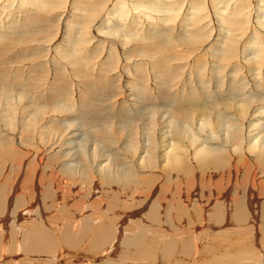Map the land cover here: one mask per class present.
<instances>
[{
    "label": "rangeland",
    "instance_id": "374dc122",
    "mask_svg": "<svg viewBox=\"0 0 264 264\" xmlns=\"http://www.w3.org/2000/svg\"><path fill=\"white\" fill-rule=\"evenodd\" d=\"M0 1H2V0H0ZM25 1L24 0H17V1L16 0H6L5 1L6 4H4V5H7V4L8 5L5 6L4 8H2V10H4L5 12L1 11L2 13L0 15V39L2 40V41L0 40V44H1V46H0V75L2 76V78L0 80H2L4 78L6 81V83L4 85H2L3 83H0V98L3 97L2 102L0 99V109H1L0 110V116L5 114V116L7 115V117L2 116V118H4V119L10 118L11 119V120L9 119L10 120L9 123L12 124V126L9 129L11 134H15V133L11 132L15 127H16V129H14L15 131L14 130L13 131L17 132V133H19V131H21V128H23L24 130H27V132H26L27 135L24 137V142H23L24 146H26V147H23V148L20 147L21 148L20 149V148H18V145L15 143V141H13L10 138V137H12V135L8 136L7 134L9 132H5L4 130H1L2 128L0 127V135H1V138H0V186L1 187L6 186L5 188H8V186L12 187L13 185L17 186V188L15 189L14 198L12 200V206L15 205V207H16V205H17L18 210L22 211L24 209H27L26 207H28V205L24 204L25 203L24 200L27 196V195L25 196V194H29L28 192L32 189L31 185H33V184H34V191H35V185L36 184L38 186L45 187V188H48V185L51 184L50 187L47 189V191L44 192L45 194H50L53 191L62 192L65 190L66 194L70 195L71 198H72V196H74L72 198V200L70 198H67V200L66 199L62 200L61 198H59L61 196H59L56 198L57 200L55 199L57 203L56 202L54 203V202L49 201V199H47L46 195L42 194V197L46 198V199H44V201L43 200L42 201L44 202V205L46 206L47 212H48V213L46 212V217H45L47 222H49V223L53 222L56 225H62L63 221H65V220L67 221L68 218L72 217L71 213H72V210L75 208L74 207L75 205H76V207L78 206L77 208L79 211L82 210L81 205L75 204V202H77L78 200L81 201L82 198H84L83 196L85 195V193L88 191L89 188L84 187L85 190L83 188H80L81 187L80 176L79 175H74V176L72 175L71 177H69L70 174H68L67 168L69 167V165H75L76 164V165H78L77 170L80 169V171H83V168L84 169L87 168L88 173H89L90 172V170H89L90 166H89V164H87L88 162L73 160L71 158V155L68 154L69 151L63 152L65 154L60 153V156H58L59 158L53 157L52 159L49 158V156H44V154H41L42 151L44 150L45 146L47 147L48 145H51L50 138L52 140L54 135H55L54 136L55 141L57 139L58 143L63 142V140L66 136V133L63 132L65 134V136H64V134L61 132V130L66 128V124H69L73 121H74L73 122L74 125L77 124L81 128L83 126V128L81 129L83 132L81 131L82 134L80 136H78L76 140H74L75 142L76 141L80 142V140L83 137H87L85 141L89 140L90 143L95 142L94 144L96 146H100V145L105 144V142L110 139V140L116 141V143L118 144V147L122 148L124 146V144H122V143H125L126 140H127V142H129L130 139L128 140V138H131V140H130V143H131V142H135L136 140L139 141L140 137L144 138L145 140H148L150 138L149 141H151V139H153L154 136L156 137L158 135L159 128L161 125L160 120H162V117H164L163 113H164V115H167L166 118L168 120L171 119L172 121H177L178 119L179 120L182 119L183 122H185L184 123L185 126H190V121H193V120L197 121V122L201 121V119L203 118L202 114L203 115L207 114L206 118L214 121L216 118V115H219L220 113L222 114V110L224 108V103H226V101H223L222 98H218V96L226 98V96H224V94L222 92L227 90L226 88L229 87V85H230L229 82L232 80L237 82L238 85L242 83L241 84L242 95L244 96L243 100L245 102H247V105H250V106H248V108H250V109H247L244 104L238 105L241 103V102H238V99L237 100H229V102L231 103L230 107L232 105V107L230 109L232 112L227 116V118L224 119L223 125L225 127L223 126V128H221V130H222L221 133H223V136L224 135L226 136V134L231 129L238 130L239 132H242L241 133L242 135L245 136L246 129H247V125H246L247 123H245L244 121L236 120L239 122L238 123L234 120V118H231V117L233 116V114L245 112V113H247V118L245 121H247L249 116L251 118V115H253V113L257 114V113L261 112V109L264 107V104L260 105L261 104L260 101H262V98L261 99L259 98V95H261V94H258L259 90H256L254 92V94L251 93L253 96L249 95L250 90L252 88V82H250L251 77H249L247 67L249 64H251V62L246 63L245 65H242L241 62L243 60L241 59L240 54H237L238 53V48H237L235 51L236 55L234 54V58L230 62L232 64V67L230 70L228 69V72H227V69L225 67H224L225 70H223L224 68H223L222 64L226 63L225 61L219 62L218 65L216 64L217 66L215 65L216 67H214L213 63H212L213 62L212 58H214L212 53L205 52L208 48V45H207L208 42L205 44V45H207L206 48H202L201 50L198 49L199 51H197V53L195 52V54H193L194 56L193 55H191V56L190 55H184V53L182 54V52L180 50H178L177 47H176L177 49H173L174 45L170 46L172 48L168 49L170 51V52L168 51V53H172V54H169V58H172L170 56L174 57V56L178 55L179 53H181L180 57H179L181 60H179L177 62L175 60H173V63L171 62V64H170L171 66H169L170 72L168 71V68H166L165 73L169 76L170 75L172 76V77L171 76L169 77L170 81L168 80V78H167V80H161V79H163V76H164L162 73L163 72L162 66L159 67V66L155 65V63L153 61H150L148 59V57H153V58L155 57L156 59L155 58L154 59L158 60L160 56H162V58H163V53L161 52L162 54L159 53V56H157L156 52L153 53L154 51L148 52L147 47H146L147 45L145 46L142 44V42L144 41V39L142 38V36H144L143 34H142V36H141V34L140 35L136 34V36L135 35L132 36V38H135V39L132 40L131 42H127L125 45H123L122 48L124 50H120V49L117 50V48L115 47V49H113V52H115L114 55L113 56L110 55L109 58L105 59V52H107V50H105L104 48L107 47V43L115 44V41L118 38L114 37V36H108V35H104V37H92L91 35H93L92 34L93 33V27H91V25L93 26V24L91 23L88 26V31L90 30L88 32V33H90L89 34L90 38L88 37L89 36L88 35L85 37V39L88 41L92 40L93 42L91 44H88L87 47H85V48H87V49H85V53L89 54L93 58L95 57V60L97 62L96 66L92 70L93 73H91L90 71H89V74L88 73L86 74L85 73L86 71L85 72L78 71V73H75L74 71H70L68 66H66L67 68L65 67V65H64L65 62L62 64V63H60V61L58 62L57 59H54L52 61V63L48 64L47 66L44 65L42 67H39L38 65L43 60H45L48 56L50 57L51 55H53L52 48H53V46L56 47V45H54L56 42H58L61 39L63 44H65V45L62 44V46L65 47V49H67L71 43L69 38L73 39V36L75 34H72L73 35V36L71 35L72 37H70L69 34H68L69 36L66 34L65 35L63 34L64 33L63 28H64L65 23L67 22L63 17L62 18L59 17V19H57V21L48 20L45 23L34 22V24L33 23L28 24V22L25 21L26 10L24 11V8L28 9L32 6V4H34V3L36 4L37 3L36 1H38V2H40V4L33 5L34 6V14H43L45 12L50 13V12L56 11V10H58V11L62 10L63 11L65 9L70 8L72 5L82 4L83 9L82 8L81 9L83 10L84 14L87 13L86 15L89 16V15L93 14V13H91V12H94L92 10L98 11L100 9L105 8L107 5L106 4L107 0H105V1L104 0H33V1L32 0H25ZM99 3H101V6ZM25 6H27V7H25ZM257 8H255L253 10L252 18H254V19L257 15L262 16L264 14V10L262 13V10H260V8H258V9ZM14 9H16V10H14ZM90 10H91V12L89 13ZM184 10H185V8H184ZM17 13H19V14L17 15ZM179 13L181 16L184 12L179 11ZM64 20L66 22H64ZM10 21H11V23H10ZM12 21H16V22H12ZM78 21L80 22V24H77V25L72 24V25H75L76 27L79 25V27H77L76 30H80L81 28L85 27L84 25L88 22L87 20H86V22L83 21L82 18L78 19ZM82 23H83V25H82ZM215 26H217L218 28L222 27V26H218V24ZM184 27H186V26L183 25V28ZM213 28L214 27H212V29ZM223 28H224L223 32H225V31L228 32V28L225 25H223ZM181 30L177 33V35L181 34L180 38L186 36L185 34L188 32L185 29L184 30L181 29ZM10 31H12V32L10 33ZM109 31H112V30H109ZM214 33L212 34L211 38L213 37ZM2 34H4V36ZM208 35H209L208 36V38H209L210 34L208 33ZM75 36H77V35H75ZM139 36L141 37V39ZM13 38H15V39H13ZM109 39H111V40H109ZM226 39L227 38H224L222 41L225 42ZM20 40H22L23 42L25 40V42L23 43ZM101 41L103 42V44L99 45L96 49H94L99 43H101ZM37 42H42L43 45L41 46V43H38V45H37ZM216 42H217V44L222 43V42H218V41H216ZM154 44L155 43H153V45H152V43H151V46H154V48L161 47V45L159 46L158 44H156V45H154ZM139 45H142L144 48L140 49L138 47ZM205 45H203V46L205 47ZM197 46H195L194 48L195 49L201 48L200 47L201 45L198 47ZM130 49L133 51L129 52ZM124 51L129 52V54H128L129 56L128 55L125 56V54L123 55L122 53ZM95 53L97 54V56L95 55ZM135 53H137V54H135ZM139 53H142V54H139ZM214 56H215V54H214ZM124 57L131 58L132 60H138L139 61L138 62L139 67H137L138 69H134L133 68L134 65L130 64V66H132L131 68L129 67V68H126V70L125 69L123 70V67L126 66L124 64V60H125ZM39 60H40V62H39ZM103 60L104 61L106 60V64L103 65L104 68H103V66L99 65V64H102ZM200 60L203 62L200 63ZM44 62H46V61H44ZM53 62L56 64H54ZM57 62L61 67L59 65H57ZM92 62L93 61H91V64H92ZM186 62L188 64V66H186L187 65ZM208 62H209V64H208ZM235 63L238 66L240 65L239 66L240 68H238V66H236ZM201 64L204 66H202ZM206 64H208V65H206ZM223 65L225 66V64H223ZM29 66H31V67L34 66V70H30L31 68L26 69ZM54 66H56V69H59V70H57V71H59L58 73H55V67ZM142 66H144V67H142ZM200 66L203 68H199ZM45 67H46V70L43 69ZM15 68H17V69H15ZM204 68H207L208 70H204ZM235 68H236V70H235ZM241 68H242V70H241ZM197 69H200V70L198 71ZM211 69H213V70H211ZM214 69H215V71H214ZM238 69L241 71H239ZM185 70H187V71H185ZM203 70L207 73L203 74L204 73ZM246 70H247V72H246ZM16 71H20L19 74ZM189 71H192L193 73L189 72ZM218 71H219V73H218ZM198 74H202V75H198ZM219 74H221V75H219ZM203 75H204V77H203ZM212 75H213L215 81L213 80ZM135 76L138 78L141 77L140 79H142L143 86H144L143 89H141L142 87L139 84V88L141 87L140 90L143 94V95L141 94L142 97H140L142 99V101L140 99L139 102H140V105L145 106V107L143 106L145 113L140 117H138L137 115H134L136 113L137 109L136 108L133 109V107H135V106H132V107L129 106V104L131 102L127 101L128 95L133 94L129 91L131 86H129L130 81L127 79L135 77ZM192 76L195 79L192 78ZM232 76L234 79L232 78ZM182 78H183V80H182ZM197 78L198 79L201 78L202 80L205 81V83H203V85H202V86H205L204 88H201L202 86L201 87L198 86L199 84L197 82V80H198ZM246 78L248 79L247 81H246ZM90 79L96 80V82H97V79H99V81H100V84L96 83L93 90H90L87 87V83L89 82ZM178 80H180V81H178ZM223 81H226V82H223ZM84 82H85V84H83ZM166 83H168V85ZM182 83H184V84H182ZM220 83H222V84H220ZM185 84L187 86H185ZM155 85H156V87H155ZM170 85H172V86H170ZM214 85H218V88L216 89ZM82 86H83V88H82ZM107 87H108V89H107ZM185 87H187V88H185ZM208 87H210V88H208ZM146 88H147V90H146ZM152 88H153V90H150ZM202 89H204V90L202 91ZM214 89H216L217 91L215 92ZM143 90L146 92L149 90L150 91L147 92L148 93L147 94L146 92H143ZM171 90H172V92H170ZM95 91H98L99 97L97 96L96 98L92 99L93 97H91L92 95H90V92L95 93ZM165 92H166V94H165ZM68 93H70V94H68ZM172 93L174 95H172ZM199 93H201V94H199ZM8 94L11 95L12 99L11 100L6 99L7 105L5 106V105H3L4 101H5L4 97H6ZM203 94L206 96H203ZM148 95H150V96H148ZM186 95H188V97L190 96L189 97L190 101ZM143 96H145V99H146V96H148L147 98L150 99V100L148 99L149 102H147L148 101L147 99L145 101ZM157 96H158V98H157ZM178 96H182L181 98L182 99L184 98V99L180 100ZM204 97H205V99L207 98L210 101L208 103H206L205 106H201V104H199V102L203 101ZM17 99H19V100L17 101ZM23 99H25V100H23ZM158 99H161V100H158ZM52 101H53V104H52ZM159 101H160V103H161V101H164V102H162L160 104V103H158ZM171 101H172V103H171ZM191 102H193V103H191ZM208 104H210V105H208ZM58 105L65 108V110L67 112H69L71 116H69L68 115L69 113H68L67 114L68 117H67L64 113H58V112H56V110H54V112H53L52 108L54 109V106H58ZM4 106L6 107V109ZM7 106L14 111L13 115H9V112L7 110ZM214 106H215V109H214ZM241 106H243V107H241ZM240 107H241V109H240ZM15 108H18V110ZM194 108H195L196 112H195V110H193ZM32 109H34V122L38 121V116L36 115L37 113L41 114L44 111V109L46 111H48V113L45 112L46 113L45 116L46 117L48 116V119L46 117L43 119V121L47 119V121L43 125V126H46L45 127L46 129L44 128V130L41 132L43 134H41V133L39 134V135H41V138L43 137L42 139L41 138L37 139L38 133L35 132L36 131L35 130L34 134H33L30 130V127H31L30 125L32 123L29 125L28 123H30V121L27 122L29 117H30L27 115L29 113H32ZM102 109H104V111ZM257 109H258V111H257ZM159 110H160V112H159ZM212 110H214V113ZM27 111H30V112H27ZM108 111H110V112H108ZM153 111H154V113H153ZM235 111H236V113H235ZM50 112H53V113H50ZM178 112L180 113V115L177 114ZM190 112H191V114H190ZM95 113L97 114V116H96L97 118L94 117ZM161 113H162V116H160ZM25 114H27V115L24 119ZM98 114H99V116H98ZM171 114H172V116H171ZM169 115H170V117H169ZM197 115H199V116H197ZM88 116H91V117H88ZM196 117H198V118H196ZM95 118H96V120H94ZM135 119H137V120H135ZM150 119H152V120H150ZM49 120H50V122H48ZM187 120H188V122H187ZM23 121L26 123L24 124ZM155 121H156V124H155ZM212 121H210V123H209L210 127L212 126L211 124H213ZM121 122H123V123H121ZM131 122L133 123V126H131L132 125ZM41 123L42 122L38 121V125H41ZM92 123H94V124H92ZM127 124H129V125H127ZM26 125H29V127H27ZM25 126L27 128H25ZM114 126H115V128H114ZM126 126H127V128H126ZM49 127L50 128L54 127L55 131L57 133L54 130H50ZM212 127H214V126H212ZM243 127L245 130L243 129ZM11 128H12V130H11ZM18 128H20V129H18ZM38 129L39 128H37V131H38ZM114 129H116V130H114ZM223 129L225 131L227 129L228 130L225 132ZM102 130H104V131H102ZM50 131H53V134L52 133L49 134ZM109 131H113L112 132L113 134L111 132L109 133ZM76 132H78V131H76ZM114 132H118L119 135L117 133H114ZM3 133H6V134H4V136H3ZM141 133H142V135H141ZM244 136L242 138H244ZM8 139H11V140H8ZM39 140H40V142L42 140V142L39 143L38 142ZM6 141H7V143H6ZM241 141H242V139H241ZM25 142H27V143H25ZM31 142L34 144H32ZM4 143H6V144H4ZM30 143H31V145H30ZM39 144L44 145V147L42 146L43 147L42 148L41 145L39 146ZM82 145L85 147L87 144H82ZM244 146H245V144H241L239 146V148L237 150H235L233 153L229 152L230 150H227L226 153L228 154L229 157H224V162L220 161L217 164L212 163V164H209V166H206L203 163H200L198 161V159H194L195 155H194L193 149L187 150L188 152H187L186 157L189 156V160L185 162L184 165H186V166H184V168L189 167L190 168V169H188L189 172L188 171L183 172L182 164L180 166H175V165L171 164V165H169V167H167V169L164 172H160L162 177H159L158 180L155 179L154 177H152L153 181L151 183L154 184L155 187L149 193L148 197L154 198L155 200H160V203L163 205L164 209L162 208L163 213L159 216L157 221L155 220L157 223L160 222L161 225L156 224V222L153 219H149L148 221H145L144 223H141V224L138 223L140 225L136 226V227L139 226L140 228H142V226H143L146 230H149V232L145 231L146 232V238L148 239V241H150L152 243L156 241L154 244L158 245L160 243L159 245L161 246L163 242H166L169 239H174V237H171V236L166 237L165 232H168L169 234L173 235L172 232L178 230L179 233L180 232L182 233V236L184 235L185 237H188V235H189L188 233L185 235V233L187 231L190 233V231H193V230L196 231V229H197V233H199V232L204 233L203 231L209 232V234L207 236L210 239L207 236H206L207 238L202 237L201 238L203 241V242H201L202 244L199 242V246H202L201 247L202 252H198L197 254H194V256L195 255L196 256L193 257L192 253L190 255L183 254L181 252L182 251L181 247H179L177 250H179V249L180 250L179 251L176 250V253H175V257L177 258L176 259L177 261H181V262H197L198 261V262H208L209 263V262H214L213 260L215 259L216 262H227V263L228 262H237L235 264H242V262H250L252 264H255L254 262H260V263L264 264V175H263L264 174V171H263L264 166L259 165L260 162L258 161L257 158H255L254 152L250 151L248 154L247 153L245 154V149H244L245 147ZM32 147H34V149ZM24 148L27 150L25 151ZM80 148H81V146L79 145L78 149H80ZM116 148H117V146H116ZM223 148H225V147H223ZM225 149H227V148H225ZM239 149H240V151H239ZM64 150H65V148H64ZM114 150H118V149H114ZM57 151H58V148H56L54 153H56ZM35 153H38V154H35ZM45 153H48V151H46ZM111 153H113V152H110L109 154L111 155ZM179 154L181 155L182 153H179ZM221 156H219V158H223ZM111 157H112V159H114L113 155H111ZM85 162H86V164H85ZM154 162L156 163V161H154ZM157 164H158L157 166H159L161 164V162L158 161ZM205 164H207V163H205ZM122 166L125 167L126 164L124 163V165L122 164ZM122 166H120V168ZM173 166L175 167V169ZM113 168L114 167L112 165L109 168V170L111 172H113L117 169V167H115L114 169ZM169 169H174V171L169 172ZM61 170L64 172L63 173L64 177H63V175L60 174V173H62ZM145 173L148 174V173H152V172H145ZM179 173H181V174H179ZM152 175L155 176V174H152ZM168 176H170V178L175 176V178H177V179H174L176 182L174 183V180L166 181ZM73 178H76V179L74 180ZM83 178L81 177V179H83ZM94 178L92 180L90 179V182H87V179H83L84 180L83 182L88 183L87 184L88 186L90 184L91 185L96 184L93 180L96 181V180H98V178H96V176H94ZM76 182L77 183L79 182L78 184H80V186H79L80 191L78 190L77 187L74 188L75 191L72 188V186H73L72 184L77 185ZM29 187H31V189ZM6 190L9 191V188ZM8 191H7V193H8ZM10 191H11V189H10ZM42 191H45V190L42 188ZM42 191H39V193H43ZM69 191H73V192H69ZM78 191H79V193H76ZM0 192L3 194L2 191H0ZM18 196L21 197L20 201H18ZM99 196L101 197V195H97V197H99ZM144 196H146V193L143 194V192H139V189H136V191H134V193L129 194L127 197L129 199H137L138 197L144 198ZM39 198H41L40 195L38 197H34V200H35L34 205L38 202V200H40ZM91 198H88L89 201H87V203H89L90 201H92V202L94 201V198L93 197H91ZM104 199L107 200V198H104ZM14 200L18 201V203H16V204L13 203ZM132 202H133V200H132ZM121 203L122 202H118L119 205H121ZM241 203L243 205L245 204L244 206L246 207L245 208L246 210H244L243 213H238V212H236L237 206H240ZM105 205L107 207L104 206L103 209L98 210L97 206L93 204L94 208H93V206H91V207H89V209H87V210L84 209L83 211L86 212L87 214H89L90 216H92L94 214L95 217H98V219L96 218L97 221L100 222L102 220V222H103L102 224L99 223L97 225L103 226L107 222L109 223V220H110L108 217H106L107 216L106 208L108 209V206H111V203L107 202ZM71 208H72V210H71ZM90 208H91V210H90ZM78 210L75 212H78ZM144 210L142 211V214L140 213L143 216L145 215ZM38 214L39 213L35 212L34 218L31 217L32 219L28 218V216H25L23 214L22 217H19V220L17 219L19 226L24 228V229H26V227L29 229L28 226H30V223L31 224H33V223L38 224L39 222H41L40 221L41 218H40V216L38 217ZM78 214H80V213H78ZM100 214H102V215H100ZM121 214H123V213L118 212L117 214H114V216L111 217V219L115 218L116 222L118 221V223L123 224L124 221L119 222V220H121V218L119 217ZM116 216H117V218H116ZM48 217H50V218H48ZM118 217H119V219H118ZM133 218H135L137 221V220H139L140 216H138V217L134 216ZM133 218H132V222L127 220L128 222H125L123 224L124 228L126 226L127 227H126V231L122 235V238L125 237L129 233V231H131L129 234L132 233L133 227L135 226V225L133 226L132 224L137 223L135 221V219H133ZM60 221H61V223H60ZM130 222L132 224H129ZM150 226H152V228ZM154 226H157V227H154ZM139 227H138V230H139ZM159 228L161 231L163 230L162 231L163 234L161 232H159V230H158ZM178 228H182V229H178ZM154 229H155V231H154ZM161 234H162V236H161ZM192 234L193 233H190V235H192ZM180 236H181V234H180ZM164 237H166L167 240H166V238L164 239ZM162 239H163V241H162ZM179 240H180V237H179ZM74 242L75 241H73V243H71L69 245H65L64 243L57 242L55 244L57 246H52L50 248L51 251H48L44 254H34V256H33L34 259H32L30 256V258L32 259L31 261H30V259L29 260L23 259V256L21 257L20 255H18V259L14 258V256H16L17 252H12V253L7 254V256H6L7 258L4 259L3 261L4 262H9V261H11V262H38V261L39 262H54L55 261V262H62V263H64L66 261L68 263H70V262L73 263L74 261L77 260V262H87L84 264H90V263L91 264H102L108 260H113L114 262H122L124 264H150V262H160V263L161 262H173L172 260L171 261L168 260L167 257L164 258L165 255H164V252L162 251L161 247H158L157 255H156L155 259H152V256H151V258L147 257V256H144V257L141 256L140 257L139 253L136 252V249H127L126 250L125 248L121 249V246L119 248L114 249L115 247L110 248V247H107L108 245L102 247V249H100L102 251L94 250L96 255H97L96 256L95 254L92 255V253H94V251L89 250V246H86L85 243H87V241L81 240L79 246H76L79 242H77V244H75ZM208 243H210V244H208ZM240 244H241V246H239ZM74 246L77 248H75ZM80 247H81V250H80ZM206 249H208V250H206ZM239 249H241V250L237 251ZM150 250L151 249H148V251H150ZM210 250H211V252H210ZM77 251H78V253H76ZM161 251H162V254H161ZM71 252H72V254H71ZM212 252L213 253L215 252L214 255ZM237 252H239V253H237ZM248 252H249V254H248ZM79 253H81L82 256ZM110 253H112V254H110ZM225 253H227L228 255L227 254H226L227 256L224 255ZM251 253H252V255H251ZM254 253H256L257 255H255ZM76 254H78V255H76ZM86 254L88 257L84 256ZM201 254L208 255L209 258H207L206 256H204L205 258L203 256H201V257L198 256ZM223 255L225 257L221 258V256H223ZM73 256H75V258ZM218 256H219V258H218ZM56 257H58V258H56ZM92 257H94V259H96L97 261L94 260ZM145 257H146V259H145ZM216 257H217V260H216ZM20 259H22V260L19 261ZM87 259H93L95 263L90 261V260H87ZM104 260H106V261H104ZM256 260H258V261H256ZM177 261H174V262H177ZM227 263H221V264H227Z\"/></svg>",
    "mask_w": 264,
    "mask_h": 264
},
{
    "label": "bare ground",
    "instance_id": "6f19581e",
    "mask_svg": "<svg viewBox=\"0 0 264 264\" xmlns=\"http://www.w3.org/2000/svg\"><path fill=\"white\" fill-rule=\"evenodd\" d=\"M5 1L6 0L0 1V15L2 13L1 11H4V10H2V8H4L5 6L8 5V4L4 5V4H6ZM36 2H37L36 4H40V2H38V1H36ZM36 4L35 3L32 4V6L31 7L29 6L30 8H28V9L24 8V11L26 10L25 21L28 22V24H32V23L34 24V22L45 23L48 20L57 21V19H59V17H61V18L63 17L67 21L66 22L64 20V22H66V23H65L64 28H63L64 29L63 34L64 35L69 34L70 37L73 36L72 34L77 35V36L74 35L73 39L68 37L70 39L71 43L67 49H65V47L62 46L63 42L61 39L58 42H56L54 44V45H56V47L53 46V48H52L53 55H51L50 57L48 56L47 57L48 59L46 58L45 60H43L38 65L39 67H42L44 65L47 66L48 64H51L54 59H57V61L58 62L60 61V63H62V64L65 62L64 63L65 67L68 66L69 70L74 71L75 73H78V71H81V72L86 71L85 72L86 74L87 73L89 74V71L91 73H93L92 70L96 66L97 62L95 60V57L93 58L89 54L85 53V49H87L85 47H87L88 44H91L93 42L92 40L88 41L85 39V37L90 34V33H88L90 31V30L88 31V26H89V24L92 23L93 24V26L91 25V27H93V33H92L93 35H91L92 37H104V35H108V36H114V37L118 38V39L116 38L117 40L115 41V44H110V43L106 42L107 47L104 48L105 50H107V52H105V59L109 58L110 55L111 56L114 55L115 52H113V49H115V47L117 48V50H119V49L124 50L122 48V46L125 45L127 42H131L132 40L135 39V38H132V36H134V35L136 36V34H139V35L141 34V36H142V34H143L144 36H142V38L144 39V41L142 42V44L145 46L147 45L146 47H147L148 52L154 51L153 53L156 52L157 56H159V53L160 54L163 53V58H162V56H160L158 60H155L156 59L155 57H154L155 59L153 57H148V59L150 61H153L155 63V65H157L159 67L162 66V71H163L162 73L164 76L161 74L163 76V79L160 78L161 76L159 77L161 80H167V78L169 80L170 79L169 77L171 75L169 76L165 73L166 68H168V71L170 72L169 66H171L170 65L171 62L173 63V60H175L176 62L181 60L179 58L181 53H179L178 55H176L174 57L170 56L172 58H169V54H172V53H168V51H169L168 49L172 48L170 46L174 45L173 49L178 48V50H180L182 52V54L184 53V55H190L191 56V55L195 54V52L197 53V51L201 50L202 48H206V46L208 45V48L205 52L212 53V55L214 57V58H212L213 59V62H212L213 66L216 67L219 62L225 61L226 63H223V64H225V66L223 64H222V66H223V68L225 67L227 69V72H228V69L230 70L232 67V64L230 62L234 58V54L236 53L235 51L238 48L237 54H240L241 59L243 60L241 62V64L245 65L246 63H250V62L252 64V65L247 64L248 65V67H247L248 74H249V77H251L250 82H252V88L250 90L249 95H252L251 93L254 94V92L256 90H259L258 94H261V95H259V98L260 99L262 98V101H260V103H261L260 105L264 104L263 103L264 102V96H263L264 95V14L262 16L257 15L255 17V19L252 18L253 10L257 7L260 8V10H262V13H263L264 0H107V3H106L107 5L105 8L100 9L98 11L92 10L94 12H91V10H90L89 13L91 12L93 14H91V15L88 14L89 16L86 15L87 13L84 14V12L82 10L83 9L82 4L72 5L70 8L65 9L63 11L62 10L61 11L56 10V11H52L50 13L45 12L43 14H34V6L33 5H36ZM99 4L101 6V3H99ZM25 7H27V6H25ZM184 8H185V10H184ZM14 10H16V9H14ZM179 11L180 12L183 11L184 13L180 16ZM19 13H17V15ZM80 17L83 19V21L86 22V20H87L88 22L84 25L85 27H83V28L80 27L81 28L80 30H76V28L79 27V25L77 27L75 25L80 24V22L78 21V19H81ZM12 22H16V21H12ZM10 23H11V21H10ZM83 23H82V25H83ZM72 24H75V25H72ZM217 24H218V26H222V27L218 28L217 26H215ZM183 25H185L186 27L183 28ZM223 25H225L228 28V32L227 31L223 32V29H224ZM212 27H214V28L212 29ZM181 29H183V30L185 29L186 31H188L185 34L186 36H184L182 38H180L181 34L177 35V33ZM109 30H112V31H109ZM11 32L12 31H10V33ZM208 33L210 34L209 38H208V36H209ZM213 33H214V35L211 38ZM2 35L4 36V34H2ZM88 37L90 38V35ZM224 38H227L225 40V42L222 41ZM13 39H15V38H13ZM140 39H141V37H140ZM109 40H111V39H109ZM20 41H22V40H20ZM216 41L222 42V43L217 44ZM24 42H25V40H24ZM38 43H41V46L43 45L42 42H37V45H38ZM151 43H152V45H153V43H155L154 45H156V44H158L159 46L161 45V47L154 48V46H151ZM206 43H207V45H205ZM101 44H103L102 41L94 49H96ZM202 44L205 45V47ZM63 45H65V44H63ZM197 45L198 46L201 45L200 46L201 48L195 49L194 47ZM0 46H1V44H0ZM138 47L140 49L144 48L142 45H139ZM131 49L129 52L133 51ZM129 52L124 51L122 54L123 55L125 54V56H127L129 54ZM137 53H135V54H137ZM139 54H142V53H139ZM214 54H215V56H214ZM95 55L97 56L96 53H95ZM124 59H125L124 64L126 66L123 67V70L124 69L126 70V68H129V67L131 68L132 66H130V64L134 65V67H133L134 69H138L137 68V67H139L138 66L139 65L138 60H132L131 58H128V57H124ZM44 61H46V62H44ZM91 61H93L92 64H91ZM39 62H40V60H39ZM58 62H57V65H59ZM201 62H203V61L200 60V63ZM54 64H56V63H54ZM104 64H106V60L105 61L103 60L102 64H99V65L103 66ZM186 64H187V62H186ZM208 64H209V62H208ZM208 64H206V65H208ZM186 66H188V64ZM202 66H204V65H202ZM236 66H238V65L236 64ZM239 66H238V68H240ZM54 67H55V73H58L59 71H57V70H59V69H56V66H54ZM142 67H144V66H142ZM29 68H31L30 70H34V66H32V67L29 66L26 69H29ZM103 68H104V66H103ZM199 68H203V67L200 66ZM225 68L223 70H225ZM242 68H241V70H242ZM15 69H17V68H15ZM43 69L46 70V67ZM197 70L199 71L200 69H197ZM204 70H208V69L204 68ZM211 70H213V69H211ZM235 70H236V68H235ZM241 70H239V71H241ZM247 70H246V72H247ZM185 71H187V70H185ZM214 71H215V69H214ZM219 71H218V73H219ZM16 72H18V74H19L20 71H16ZM189 72H192V71H189ZM205 73H207V72L204 71L203 74H205ZM198 75H202V74H198ZM219 75H221V74H219ZM136 76L127 79L130 81L129 86H131L129 91L131 93H133L131 95H128L127 101L131 102L129 104V106H131V107L135 106V107H133V109H135V108L137 109L136 113L134 115H137L138 117H140L145 113V111H144L145 106L140 105V102H139V100L141 99L140 97H142L141 96L142 92H141L140 88L142 87L141 89H143L144 86H143L142 79H140L141 77L138 78ZM203 77H204V75H203ZM212 77H213V75H212ZM1 78H2V76L0 75V79ZM192 78H194V77L192 76ZM232 78H233V76H232ZM182 80H183V78H182ZM213 80L215 81L214 77H213ZM247 80L248 79L246 78V81ZM178 81H180V80H178ZM197 82L199 84L198 85L199 87H201L203 85V83H205V81L202 80L201 78L198 79ZM223 82H226V81H223ZM0 83H3L2 85H4L6 83L5 79L3 78L2 80H0ZM96 83L100 84L99 79H97V82H96V80L90 79L89 82L87 83L88 89L93 90ZM83 84H85V82ZM139 84L141 86L140 88H139ZM166 84L168 85V83H166ZM182 84H184V83H182ZM220 84H222V83H220ZM229 84H230L229 87L226 88L227 90L222 92L224 94V96H226V98L218 96V98H222L223 101H226V103H224L223 110L221 109L222 114L220 113L219 115H216V118L214 121H212L211 119H207L206 118L207 114H204V115L202 114L203 118L201 119V121L197 122V121L193 120V121H190V126H185V124H184L185 122H183L182 119H180V120L178 119L177 121H172L169 118L170 120H168L166 118L167 115H164V113H163L164 117H162V120H160L161 125L159 128L158 135L156 137L154 136V138L151 139V141H149L150 138L148 140H145L144 138L140 137V140L138 139L139 141H137V140L135 141L133 139L135 142L130 143L131 138H128V140L130 139L129 142H127V140H126L125 143H122V144H124V146L122 148L118 147V144L116 143V141H113L110 139L107 140L105 142V144L100 145V146H96L94 144L95 142L90 143L89 140L85 141L87 137H83L80 140V142H78V141L75 142L74 140H76L77 137L82 134L83 131L81 129L83 128V126L81 128L77 124L74 125L73 124L74 121L69 123V124H66V128L61 130L62 133L63 132L66 133V136L63 133L65 136L63 142L58 143L57 139L55 141L54 140L55 135H54L52 140L50 138L51 145H48L47 147L45 146V148L41 154H44V156H49V158L52 159L53 157L59 158L58 156H60V153L65 154L63 152L69 151L68 154L71 155V158L73 160L88 162L87 164H89V166H90V169H89L90 172L89 173H88L87 168H85L86 170L83 168V171H80V169L77 170L78 165H76V164L75 165H69V167L67 168L68 174H70L69 177H71L72 175L73 176L74 175L80 176V184H81L80 188H83L84 190H85L84 187L89 188L86 193L84 192L85 193V195L83 196L84 198H82L81 201L78 200L77 202H75V204L81 205L82 210L79 211L77 208L78 206L76 207V205H75L74 206L75 208L73 207L74 208L73 210L71 208L72 217L68 218L67 221L66 220L63 221L62 225H56L53 222L49 223L45 219L47 208L44 205L43 201L46 198L42 197V194L46 195L47 199H49V201L54 202V203L57 200L56 198L59 196H61L59 198H61L62 200H64V199L67 200V198H70L72 200V198L74 196H72V198H71L70 195L66 194L65 190L62 192L53 191L50 194H45L44 192L47 191V189L50 187L51 184L48 185V188L41 187V186H38L36 184L35 185V191H34V184H33V185H31L32 189H31V187H29L31 189L28 192L29 194H25V196L26 195L27 196L24 200L25 201L24 204L28 205V207L25 206L27 209H24L21 211V210L17 209V205H16V207H15V205L12 206V200L14 198L15 189L17 188V186L16 185H13L12 187L10 186L11 188L8 186L9 191L6 190V189H8V188H5L6 186L5 187L0 186V191L3 192V194L0 192V264H84L87 262H77V260L74 261L75 259L73 260L74 262L72 261L73 263H71V262L68 263L66 261L64 263L55 262V261L54 262H39V261L38 262H11V261L4 262L3 261L4 259L7 258L6 257L7 254L12 253V252H17V254H16V256H14V258L18 259V255H20L21 257L23 256V259H27V260L30 259V261H31L32 259H34V257H33L34 254H44L48 251H51L50 248L52 246H57V245H55L57 242L64 243L65 245H69V244L73 243V241H75L74 242L75 244H77V242H79L76 245V246H79L81 240L87 241V243H85V244H86V246H89V250H91V251L92 250L93 251L94 250L99 251L100 249H102V247H104L106 245H108L107 247H110V248L115 247L114 249L119 248L121 246V249L122 248H125L126 250L127 249H136V252L139 253L140 257L141 256L142 257L147 256V257L151 258V256H152V259H155L156 255H157V249H158V247H161L162 251L164 252V255H165L164 258L167 257L168 260L173 261V262H161V263L160 262H150V264H221V263H227V262H216L215 259L213 260L214 262H209V263L208 262H198V261L197 262H181V261L176 260L177 258L175 257V253L179 247H181V250H182L181 252L183 254L190 255L192 253L193 257L196 256V255L194 256V254H197L198 252H202V249H201L202 246H199V242L200 243L203 242L201 238L206 237L209 234V232L203 231L204 233H201V232L197 233V229H196V231H194V230L190 231V233H193L192 235H190V233L187 231L185 233V235L188 233L189 234L188 237H185L184 235L182 236V233L181 232L179 233L178 230L172 232L173 235L169 234L168 232H165L166 237L171 236V237H174V239H169L168 241L163 242L161 246L159 245L160 244L159 243L158 244L159 246H158L157 244L156 245L154 244L156 241L152 243V242L148 241V239L146 238V232L145 231L149 232V230H146L143 226H142L143 229L138 226L139 227V230H138V227H136V226L140 225L141 223H144L145 221H148L149 219H153L154 221L155 220L157 221L159 216L163 213L162 208L164 209V207L160 203V200H155L154 198L148 197L149 193L155 187V185L151 183L153 181L152 177H154L155 179L158 180L159 177H162L160 172H164L167 169V167H169V165H171V164H173L175 166H180L182 164L183 172L184 171L189 172V170H188V169H190L189 167L184 168V166H186V165H184L185 162L189 160V156L186 157L187 152H188L187 150L193 149L194 155H195L194 159H198V161L200 163H203L204 165L209 166V164H212V163L217 164L220 161L224 162V157H229L228 154L226 153L227 150H230L229 152L233 153L235 150H237L239 148V146L241 144H245V146H244L245 147L244 148L245 154L246 153L248 154L250 151L254 152L255 158H257L258 161L260 162L259 165L264 166V107L261 109V112H259L257 114L253 113V115H251V118L249 116L247 121H245L247 118V113H245V112L233 114V116L231 117V118H234L235 121L240 120V121H244L245 123H247L246 124L247 129H246L245 136L241 134L242 132H239L238 130L231 129V128H230L231 130L226 134V136L225 135L223 136V133H221L222 132L221 128H223V126H224L223 125L224 119L227 118V116L232 112L230 110L232 105L230 107L231 103L229 102V100H237L238 99V102H241L238 105L244 104L247 109H250V108H248V106H250V105H247V102H245L243 100L244 96L242 95V86H241L242 83L238 85L237 82L232 80L229 82ZM156 85H155V87H156ZM170 86H172V85H170ZM185 86H187V85L185 84ZM214 86L216 89L218 88V85H214ZM204 87L205 86H202L201 88H204ZM82 88H83V86H82ZM185 88H187V87H185ZM208 88H210V87H208ZM107 89H108V87H107ZM216 89H214L215 92L217 91ZM146 90H147V88H146ZM150 90H153V88ZM203 90L204 89H202V91ZM98 91H95V93L90 92V95H92L91 97H93L92 99H94L98 96V94H99ZM149 91H147V92H149ZM143 92H146V91L143 90ZM170 92H172V90ZM68 94H70V93H68ZM165 94H166V92H165ZM199 94H201V93H199ZM172 95H174V94L172 93ZM148 96H150V95H148ZM148 96H146L147 100L149 99V98H147ZM186 96L188 97V95H186ZM203 96H206V95L203 94ZM143 97L145 99V96H143ZM178 97L180 100L182 99L181 98L182 96H178ZM157 98H158V96H157ZM0 99L2 102L3 97H1ZM4 99H5V101H4L3 105L6 106L7 105L6 99L11 100L12 97L10 94H8L6 97H4ZM146 99H145V101H146ZM18 100L19 99H17V101ZM23 100H25V99H23ZM149 100L147 102H149ZM158 100H161V99H158ZM141 101H142V99H141ZM164 101H161V103ZM189 101H190V98H189ZM209 101L210 100H208L207 98L205 99V97H204V100L199 102V104H201V106H205V104L208 103ZM158 103H160V101ZM171 103H172V101H171ZM191 103H193V102H191ZM52 104H53V101H52ZM208 105H210V104H208ZM8 106H7V110L9 112V115H13L14 111L12 109H10ZM241 107H243V106H241ZM241 107H240V109H241ZM5 109H6V107H5ZM15 109L18 110V108H15ZM214 109H215V106H214ZM52 110H53V112H54V110H56V112H58V113H64L67 117H68V115L71 116L70 113L65 110V108H63L59 105L54 106V109L52 108ZM102 110L104 111V109H102ZM193 110H195V108ZM212 111L214 113V110H212ZM257 111H258V109H257ZM27 112H30V111H27ZM45 112L48 113V111H46L44 109V111L41 113L42 115L38 114V113L36 114L38 116V121L42 122L41 125H38V121L34 122V109H32V113H29L28 115L27 114L24 115V119H25L26 115L30 116L27 122L30 121V123H28L29 125L32 123L30 125L31 126L30 127L31 132L34 134V131L36 130L35 132L38 133L37 139L41 138V135H39V134L46 127V126H43L48 119V116L47 117L45 116L46 115ZM53 112H50V113H53ZM108 112H110V111H108ZM159 112H160V110H159ZM195 112H196V110H195ZM153 113H154V111H153ZM235 113H236V111H235ZM177 114L180 115L179 112ZM190 114H191V112H190ZM2 116L7 117V115L5 116V114ZM2 116H0V118H1L0 119V127L2 128L1 130H4L5 132H9L7 134L8 136L12 135V137H10V138L13 141H15V143L18 145V148L26 147V146H24L23 142H24V137L27 135V133H26L27 130H24L23 128H21V131H19V133H17V132H14L15 131L14 129H16V127L13 129L14 131L12 130V128H13L12 127L11 132L15 133V134H11L9 131L10 127L12 126V124L9 123L11 119L10 118H9L10 120L8 118L4 119V118H2ZM96 116H97V114L95 113L94 117H96ZM98 116H99V114H98ZM160 116H162V113ZM171 116H172V114H171ZM197 116H199V115H197ZM45 117L47 119L43 121V119ZM88 117H91V116H88ZM169 117H170V115H169ZM96 118L94 120H96ZM196 118H198V117H196ZM135 120H137V119H135ZM150 120H152V119H150ZM210 121L213 122V124H211V125L214 127H212V126L210 127V124H209ZM48 122H50V120ZM187 122H188V120H187ZM236 122H238V121H236ZM23 123L25 124L26 122L23 121ZM121 123H123V122H121ZM92 124H94V123H92ZM129 124H127V125H129ZM155 124H156V121H155ZM29 125H26V126L29 127ZM26 126H25V128H27ZM131 126H133V123ZM37 128H39L38 131H37ZM114 128H115V126H114ZM126 128H127V126H126ZM18 129H20V128H18ZM243 129H244V127H243ZM50 130L55 131V128L54 127L50 128ZM114 130H116V129H114ZM76 131H78V132H76ZM102 131H104V130H102ZM110 132L112 133L113 131H109V133ZM51 133L53 134V131H50L49 134H51ZM114 133L118 134V132H114ZM4 134H6V133H3V136H4ZM41 134H43V133H41ZM141 135H142V133H141ZM243 136H244V138H242ZM0 138H1V135H0ZM11 139H8V140H11ZM241 139H242V141H241ZM38 142L41 143L42 140H41V142H40V140ZM6 143H7V141H6ZM6 143H4V144H6ZM25 143H27V142H25ZM31 143H30V145H31ZM32 144H34V143H32ZM82 144H87V145L84 147ZM40 145H41V147L42 146L44 147V145L39 144V146ZM79 145L81 146L80 149H78ZM116 146H117V148H116ZM223 147H225L227 149H225ZM32 148L34 149V147H32ZM56 148H58V151L56 153H54ZM64 148H65V150H64ZM114 149H118V150H114ZM26 150L27 149H25V151ZM46 151H48V153H45ZM239 151H240V149H239ZM110 152H113V153H111V155H113L114 159H112L111 155L109 154ZM179 153H182V154L180 155ZM35 154H38V153H35ZM219 156H221L223 158H219ZM154 161H156V163ZM158 161L161 162V164L159 166H157ZM86 162H85V164H86ZM124 163L126 164L125 167L122 166V164L124 165ZM205 163H207L208 165ZM112 165L114 168L117 167V169L113 172H111L109 170V168ZM120 166H122V167L120 168ZM174 169H175V167H174ZM174 169H169V172L174 171ZM61 172L62 173H60V174L63 175V177H64V174H63L64 172L62 170H61ZM145 172H152V173L146 174ZM152 174H155V176H153ZM179 174H181V173H179ZM93 175L96 176V178H98V180H96V181L93 180L96 184H93V185L90 184L88 186L87 185L88 183L83 182L84 181L83 179H87V182H90V179L92 180L94 178ZM81 177L82 178L84 177V178L81 179ZM73 179L75 180L76 178H73ZM174 179H177V178H175V176H173L172 178H170V176H168L166 181H171ZM175 182L176 181L174 180V183ZM78 183H77V185L72 184L73 190L76 187L78 188V190L80 189L79 188L80 184H78ZM42 188L45 191H42ZM10 189H11V191H10ZM136 189H139V192H143V194L146 193V196H144V198L138 197L137 199H129L127 196L131 193H134V191H136ZM7 191H8V193H7ZM39 191H42L43 193H39ZM79 191L76 193H79ZM69 192H73V191H69ZM39 195L41 196V198H39L40 200H38V202L36 201L37 203L34 205V201H35L34 197H38ZM97 195H101V197L100 196L97 197ZM87 197L88 198L93 197L94 201L93 202L90 201L89 203H87V201H89ZM104 198H107V200ZM20 199H21V197L18 196V201H20ZM16 200H14L13 203H15V204L18 203V201H16ZM132 200H133V202H132ZM107 202L111 203V206H108V209L106 208V210H107V216L106 217H108L110 220H109V223L107 222L103 226L97 225L99 223H101V224L103 223L101 219H100L101 221L99 222V221H97L98 217H95L94 214L92 216H90L89 214H87L86 212L83 211L84 209L85 210L89 209V207L93 206V204L97 206L98 210L99 209L101 210L104 208V206H106L105 204ZM118 202H122L121 205H119L120 203L118 204ZM244 205L241 203L240 206H237L236 212L243 213L244 210H246L245 209L246 207ZM93 208H94V206H93ZM77 210H78V212H75ZM90 210H91V208H90ZM143 210H144V214H145L144 216L141 215ZM35 212L39 213L38 217L40 216L41 222H39L38 224H34V223L31 224L30 223V226H28L29 229L27 227H26V229H24V228L19 226V223H18L19 217H22V215L24 214L25 216H28V218L32 219L31 217L34 218ZM118 212L123 213L119 216L121 218V220H119V222L124 221V223L128 222L127 220L132 222V218L134 216H136V217L140 216L139 220H137V221L135 218H133V219H135V221L137 223H133V224L131 222L129 223V224H132L133 226L134 225L135 226L133 227V230L131 229L132 233L129 234L131 232V231H129V233L123 238H122V235L126 231L127 226L124 228V225H123L124 223L120 224V223H118V221L116 222L115 218L111 219V217H113L114 214H117ZM78 213H80V214H78ZM100 215H102V214H100ZM119 217H118V219H119ZM48 218H50V217H48ZM116 218H117V216H116ZM61 221H60V223H61ZM138 223H140V224H138ZM156 224L161 225L160 222H158V223L156 222ZM150 227L152 228V226H150ZM154 227H157V226H154ZM178 229H182V228H178ZM158 230L161 233L163 231V230L161 231L160 228ZM154 231H155V229H154ZM162 234H161V236H162ZM180 234H181V236H180ZM166 237H164V239ZM179 237H180V240H179ZM166 240H167V238H166ZM162 241H163V239H162ZM208 244H210V243H208ZM239 246H241V244ZM75 248H77V247H75ZM148 249H151V250L148 251ZM80 250H81V247H80ZM179 250H177V251H179ZM206 250H208V249H206ZM240 250L241 249H239L237 251H240ZM100 251H102V250H100ZM162 251H161V254H162ZM210 252H211V250H210ZM76 253H78V251ZM214 253H213V255H214ZM227 253H225L224 255H226ZM237 253H239V252H237ZM71 254H72V252H71ZM79 254L81 255V253H79ZM94 254L96 255L95 251H94V253H92V255H94ZM110 254H112V253H110ZM248 254H249V252H248ZM254 254L257 255L256 253H254ZM76 255H78V254H76ZM224 255L221 256V258L225 257ZM251 255H252V253H251ZM30 256L32 259L30 258ZM84 256H87V254ZM198 256H200V257L206 256L207 258H209L208 255H205V254H201ZM73 257L75 258V256H73ZM56 258H58V257H56ZM92 258L94 259V257H92ZM218 258H219V256H218ZM93 259H87V260L94 262V260H96V259H94V260ZM145 259H146V257H145ZM21 260L22 259H20L19 261H21ZM216 260H217V257H216ZM258 260H256V261H258ZM104 261H106V260H104ZM174 261H177V262H174ZM235 263H237V262H228L227 264H235ZM254 263L255 264H262L260 262H254ZM102 264H124V263L114 262L113 260H108ZM242 264H252V263L242 262Z\"/></svg>",
    "mask_w": 264,
    "mask_h": 264
}]
</instances>
